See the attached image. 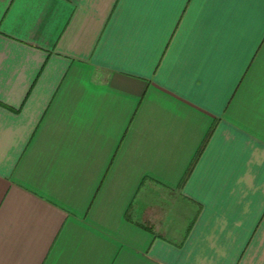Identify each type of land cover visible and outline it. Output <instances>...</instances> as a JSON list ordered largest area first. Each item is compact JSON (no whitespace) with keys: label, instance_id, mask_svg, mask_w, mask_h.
Returning <instances> with one entry per match:
<instances>
[{"label":"crops","instance_id":"crops-1","mask_svg":"<svg viewBox=\"0 0 264 264\" xmlns=\"http://www.w3.org/2000/svg\"><path fill=\"white\" fill-rule=\"evenodd\" d=\"M0 264H264L260 6L0 0Z\"/></svg>","mask_w":264,"mask_h":264},{"label":"snow or ice","instance_id":"snow-or-ice-1","mask_svg":"<svg viewBox=\"0 0 264 264\" xmlns=\"http://www.w3.org/2000/svg\"><path fill=\"white\" fill-rule=\"evenodd\" d=\"M127 2L130 5L137 6L139 10L147 14L153 5L174 3L176 0H127ZM214 2L225 5H233L237 8L258 4L260 6V28L262 37H264V0H214ZM241 22L247 23L248 21H241L237 18H234L233 21H231L233 24Z\"/></svg>","mask_w":264,"mask_h":264}]
</instances>
